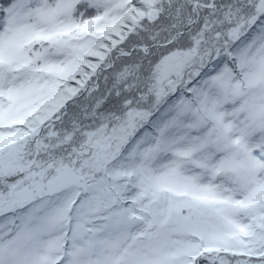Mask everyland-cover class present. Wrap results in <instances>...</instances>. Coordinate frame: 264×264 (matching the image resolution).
Instances as JSON below:
<instances>
[{
    "label": "snow or ice",
    "instance_id": "obj_1",
    "mask_svg": "<svg viewBox=\"0 0 264 264\" xmlns=\"http://www.w3.org/2000/svg\"><path fill=\"white\" fill-rule=\"evenodd\" d=\"M0 264H264V0H0Z\"/></svg>",
    "mask_w": 264,
    "mask_h": 264
}]
</instances>
